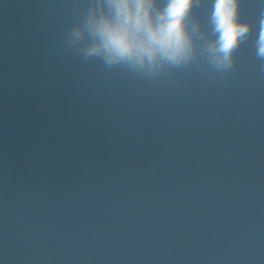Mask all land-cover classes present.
Returning a JSON list of instances; mask_svg holds the SVG:
<instances>
[{
  "label": "water",
  "instance_id": "water-1",
  "mask_svg": "<svg viewBox=\"0 0 264 264\" xmlns=\"http://www.w3.org/2000/svg\"><path fill=\"white\" fill-rule=\"evenodd\" d=\"M92 2H95L94 4V7L93 5L91 4H88L85 2V0H79V7H80V13L79 15L76 17L77 19L76 20H79V22L83 23V22H87L88 20H91V16L92 14L96 15L95 13L91 12L95 9V11H98L99 9V5H98V2L96 0H91ZM224 2L227 3V6L230 7V8H236L235 7V2L233 0H223ZM158 2H160L159 4L162 5L161 7V13L159 14H153L152 16V20H155L157 17H159L161 20H165V19H170L172 21V16L170 15V13L167 11V9L164 7V2L163 0H158ZM157 2V3H158ZM240 4H246L247 7L249 6V4L247 3H244V2H241ZM117 6V3L116 4H113L112 6ZM31 6V5H30ZM187 6H188V12L190 14L191 10H192V7H191V3L188 2L187 3ZM32 7V6H31ZM47 7H51L52 11L55 12L58 16H59V19L56 18V15L54 16H48V14L45 12L46 11V8ZM32 8H35V7H32ZM58 10L56 11L50 4H47L45 6H39V8L36 9V13L34 15L35 16V19H38L40 21V23H43V25L45 27L48 28L49 30V34L48 37H50L52 35V37L54 38V35L57 34V35H62L63 37L66 35V33L68 32V29H69V22H70V16L67 15L66 13V8L65 7H62V10L57 8ZM114 8L110 7L108 10L106 11H109V12H114ZM116 11H117V15H116ZM115 11V15L120 19L122 17H124V15L127 13L126 11V7L124 5H122V3H120L117 7ZM63 12V13H62ZM132 11H129L128 14H131ZM239 12L242 13L243 16H250V17H253L256 18L258 17L255 10H248L247 8L246 9H243L242 11L239 10ZM134 13L136 14L137 11L134 10ZM110 16V15H109ZM56 18V19H55ZM85 26V25H84ZM40 26L38 24H35L33 23L32 24V30L35 31V29H37L38 31H40ZM180 34L183 35L184 34V31H181L180 30ZM39 36V34H37ZM37 35H35V37L37 38ZM210 36V34H209ZM40 37V36H39ZM60 37V36H58ZM188 39L184 40V43H187ZM235 42V41H233ZM240 42L237 41V43L235 45H238V43ZM39 43V40L36 41V44ZM213 50V49H212ZM150 51V49H149ZM210 52V50H209ZM146 53H148V51H146ZM224 57V62L229 65L230 62H234V56L231 55V54H228L227 51L225 50H220L219 52H214L213 55H212V58L210 60H208V62L206 63L204 60H201L199 63H198V67L201 68L203 71H206L208 69V71L212 74L211 70H210V66H212L220 57ZM59 62V60H58ZM114 65L113 62H109V65ZM57 63H55L52 67H54L55 69H59L57 67ZM50 72V75H54L55 77L57 76V73L53 72V71H49ZM103 72V71H102ZM110 73H108L107 71L106 72H103L101 73V76H107L109 75ZM169 74H171V72L169 71ZM204 75H207V74H200V76H198L196 73H192V75L190 76V73L189 75L186 77L190 80L193 81V88L192 90H188L186 93H184V100H185V105H184V108L187 109V110H194L195 111H199L200 109V105L196 103L195 101V98L193 97H188L190 95L191 92H195L197 89L198 91H201V92H205V91H216L215 88H213V84H214V80L211 79L210 82L207 84L206 83V80H204ZM222 80H226V76L223 75L221 77ZM71 80V79H70ZM44 82V73L41 72L40 73V77L38 78L37 80V83L38 84H43ZM74 81L71 83L73 84ZM71 84H66V87L71 85ZM103 93H107L106 91L103 92ZM159 93L160 94H164L165 93V89H160L159 90ZM146 97H149L148 94H145ZM171 98V100L175 101L174 98L172 96H169ZM152 99V98H151ZM221 99H223V97H221ZM231 99V98H230ZM253 100V99H251ZM7 105H10L11 104V101L7 100L6 101ZM176 103V102H175ZM254 107H257L258 104L254 103L253 104ZM97 106H95V108H92V110L96 111L97 109ZM78 109H81V107H78ZM210 109V108H209ZM223 113V111H222ZM83 115V113H82ZM169 116V115H167ZM87 117V115H86ZM76 124H73L71 125V128H75ZM115 129H118V125L115 124L114 126ZM44 129V128H42ZM137 133H146L143 128L139 129V130H136ZM247 140V137L245 138H242V141H246ZM133 152L131 150H128L127 148H123L121 151H116L114 152V156L117 160L119 161H122V162H127V156L131 155ZM238 157H242V154L239 155ZM104 161V160H103ZM130 163L134 162L133 159H131L129 161ZM105 163V161H104ZM109 163H112V160L109 161ZM70 164V163H69ZM66 165V164H65ZM105 165L109 166L110 164H107L105 163ZM70 167L67 166V168H64L65 169V173L67 175H69L70 177L72 178H77V175L75 174H72L70 169H68ZM229 170L232 171V169L230 167H227L223 170V176L225 178V197L228 198L229 200H233L236 198L235 196V189L233 188H229L230 186V183L228 182V175H229ZM98 171H99V174L98 176H102V174L104 173L103 171L99 170V167H98ZM107 173V172H106ZM258 173H259V167L255 168V169H252L251 170V175L250 177V181L244 185H242L241 187V196L242 198H246V196L248 195V191L251 190V189H255L257 188V185L260 184V181H259V177H258ZM113 174V173H112ZM107 176H111L107 174ZM106 176V177H107ZM113 176L116 177V181L118 183V185L120 186L121 185V182H126L127 180H132L134 182H139L140 180H142V184H141V188L139 189L140 192H141V195L143 196L142 198L139 197L137 194H135L133 191H130V194H131V198L133 199H138L140 200V204L145 208V207H150L154 210L157 211V209L159 208L160 206V201H159V193L157 192V186H156V183L154 184L152 182V180L154 179L153 176L150 177V179L147 181L146 183V180H147V177L148 175L144 172L143 175L141 176H132L130 174H126L123 178L120 177L119 174H113ZM89 177L90 176H87L86 177V180L89 181ZM97 178V176L95 177ZM113 181V180H112ZM257 184V185H256ZM146 185V187H145ZM144 187H145V190H144ZM69 190V194L66 195L65 199L70 201L72 195L70 194V191L71 189H68ZM121 189H118V188H114V190H108V194H111V195H115L117 197H121L123 195L124 192L121 193ZM256 195V194H255ZM64 206V205H63ZM70 212L72 213V217L74 218V214H73V210L70 209ZM130 216H136V211H133L130 213ZM166 221L171 225L172 224V220L171 218H168L166 219ZM108 221L104 218V217H100L98 219H92L90 217L87 218V227L90 226V228H93L94 226H96V228L91 232V234H93V232L95 233H98V232H101L103 234V237L110 240V241H113L114 244L116 245H121V244H125V239H124V235L122 233H115L112 229V227L109 226V224L107 223ZM263 225H264V219L260 221ZM182 224H180L181 226ZM80 228L77 229V233L78 234H81L83 233V231L85 229H88L85 224H80L79 226ZM176 233L178 234V237L180 238H184L188 233H189V228H184L183 230L182 229H179V228H173ZM74 233V231H73ZM251 235H248L246 238L249 239ZM180 238H176L174 239L172 242L176 244V249L179 250L181 248V245L180 243L183 242V239H180ZM87 239V238H86ZM158 241H160V245L158 247L159 250H164L168 244L166 239H162V238H156ZM240 243L241 242H246L245 245L248 244V241L247 240H240L239 241ZM263 243L261 242L260 243V246L258 247L257 250H249L248 252H245L244 253V256L242 254H240V256L236 259L234 258V261L236 262V264H248L250 263L251 261H256L258 260V264H264L263 263V257H262V253L261 252H264V246L262 245ZM127 247L130 246V245H127L125 244ZM229 245H224L222 246L223 249L225 248H228ZM116 250V246L115 247H110V249H108V251H106V249H103L102 251V254H107V255H110V260L113 258V255H114V252ZM219 251H216L214 252L213 251V257H215L216 259H219L220 258V255L221 253H218ZM173 255L167 253L165 254V260H168L169 258H172ZM204 255H200L198 253H194V257H195V260L198 262V263H202L203 262V257ZM125 261L128 262V259L127 257H125ZM115 264H123L122 261H119Z\"/></svg>",
  "mask_w": 264,
  "mask_h": 264
}]
</instances>
